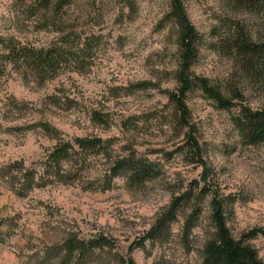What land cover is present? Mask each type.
I'll list each match as a JSON object with an SVG mask.
<instances>
[{"label":"rangeland","instance_id":"rangeland-1","mask_svg":"<svg viewBox=\"0 0 264 264\" xmlns=\"http://www.w3.org/2000/svg\"><path fill=\"white\" fill-rule=\"evenodd\" d=\"M36 0H0V264L34 263L37 254L59 251L67 236L84 239L103 234L111 248L71 264H120L114 252L134 264H201L204 243L213 231L210 196L191 230L184 219L191 204L179 210L165 234L145 239L129 250L167 207L171 197L199 177L200 165L186 154L187 127L167 91L176 88V27L166 19L170 0H76L62 13L68 40L64 51L83 54L85 62L63 61L42 80L22 61L6 56L4 40L26 45L59 43L49 14L35 11ZM187 14L203 34L191 70L207 76L225 96L238 84L253 107L264 104V85L240 78L236 64L219 40L234 21L253 39L264 37V15L237 8L233 0H183ZM188 119L210 168L208 178L231 195L226 220L234 237L264 225V141L244 143L233 122L237 107L220 108L194 88L186 95ZM100 112L103 120L92 118ZM47 122L64 137L109 138L110 156L91 154L85 176L98 185L114 157L128 152L149 157L161 168L141 187L127 185L118 174L111 187L92 189L81 183L47 182L24 189L9 163L21 161L40 171L56 139L40 125ZM189 152V151H188ZM13 171V173H10ZM38 174V173H37ZM88 183V182H85ZM84 185V183H83ZM88 185V184H87ZM264 262V236L244 238ZM52 247V248H51ZM48 264V262H47Z\"/></svg>","mask_w":264,"mask_h":264},{"label":"trees","instance_id":"trees-1","mask_svg":"<svg viewBox=\"0 0 264 264\" xmlns=\"http://www.w3.org/2000/svg\"><path fill=\"white\" fill-rule=\"evenodd\" d=\"M76 0H36L35 12L49 14L54 24V30L60 32L59 43H47L44 45H26L11 38L4 40L5 53L11 60L22 61L29 65L42 80L54 76L61 63L73 61L77 65L85 62L83 54L65 52L64 44L68 40V31L65 32L62 13L65 8ZM129 7H133L132 0H125ZM239 9L262 13L264 15V0H233ZM166 19L176 27V44L178 48V65L175 71L176 88L168 90L169 99L173 102L177 111L178 122L187 127L184 146L186 154L190 155L192 161L197 162L201 171L199 177H193L187 187L174 194L165 210L157 217L155 222L144 232V234L130 243L129 250L143 245L145 239H156L165 234L169 225L173 222L179 210L185 205L192 203L190 211L187 212L183 227L187 231L195 225L201 213L200 201L209 195L210 217L213 231L204 243V253L201 264H264L257 251L245 242V237L254 234L264 236V225L251 228L241 237H234L228 227L226 220L227 205L232 200L231 195L222 193L218 185H214L208 178L210 168L202 156L201 145L194 134L193 126L188 119L189 109L186 103L187 93L194 89H200L203 94L212 99L220 108L230 109L237 107L233 116V122L244 143L256 144L264 141V104L253 107L244 99L240 85L234 84L230 87V96H225L222 90L211 83L207 76L197 74L191 70V65L198 54V45L203 39V34L190 20L183 0H170L166 12ZM226 36L221 37L219 44L236 64L240 78L248 82L264 85V37L253 39L251 33L238 21L230 26ZM239 85V86H238ZM92 118L97 121L103 120L100 112L93 111ZM42 128L56 139L46 155L39 161L40 171L35 166L26 167L21 161L9 163L10 171L18 179L17 185H12L17 194H23L24 189L35 185H44L47 182L81 183L92 189H108L112 180L118 174H123L128 186L141 187L148 179L160 174L161 168L149 157L136 152H128L118 155L111 161L108 171L104 173L98 185L93 186V179L83 173L86 168L87 158L93 154L110 156L109 138L102 136H74L64 137L61 132L47 122H40ZM189 151V152H188ZM38 173V174H37ZM88 182V183H85ZM84 183V185H83ZM88 184V185H87ZM5 237L0 230V241ZM62 254L58 264H71L75 260L91 257L97 251L95 249L111 248V240L99 234L84 239L78 236H67L59 245ZM52 248V247H51ZM114 256L120 264H134L133 258L126 254L114 252ZM59 251H44L37 254L34 263L28 264H56L55 259Z\"/></svg>","mask_w":264,"mask_h":264}]
</instances>
